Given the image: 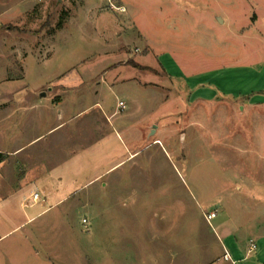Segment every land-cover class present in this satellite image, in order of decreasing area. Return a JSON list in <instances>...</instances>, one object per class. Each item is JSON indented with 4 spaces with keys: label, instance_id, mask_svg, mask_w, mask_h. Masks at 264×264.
<instances>
[{
    "label": "rangeland",
    "instance_id": "374dc122",
    "mask_svg": "<svg viewBox=\"0 0 264 264\" xmlns=\"http://www.w3.org/2000/svg\"><path fill=\"white\" fill-rule=\"evenodd\" d=\"M263 53L264 0H0V107L24 86L42 103L5 148L46 133L19 157L52 152L64 183L17 264L223 258L205 214L264 183V105L194 100L188 78Z\"/></svg>",
    "mask_w": 264,
    "mask_h": 264
},
{
    "label": "crops",
    "instance_id": "0c3cea01",
    "mask_svg": "<svg viewBox=\"0 0 264 264\" xmlns=\"http://www.w3.org/2000/svg\"><path fill=\"white\" fill-rule=\"evenodd\" d=\"M243 59L246 63L190 75L192 99L215 101L225 97L245 100L250 108L264 105V53L260 57L250 55ZM26 88L19 89L23 92L19 95L20 102L13 101L11 106L5 103L0 107V152L6 155L0 164V264H17L22 251L31 254L26 246L20 244V232L26 229L24 236L30 237L34 229L29 226L48 210H36L37 206H44L50 198L56 203L63 200L59 196L64 188L62 178L54 176V170L48 167L52 152L29 153L24 160L19 157L26 147L44 139L46 133L32 136L27 144L9 150L5 148V129L2 127L11 113L23 115L30 124L41 117L37 110L42 103L35 100L32 94L24 93ZM42 117L46 119V112L43 111ZM244 184V190L237 186L236 193L227 191L222 203L216 204L209 212L217 213L208 223L215 228L223 250V258H218L214 264H232L224 259L225 250L236 264H264V190H259L264 188V183ZM36 192L40 194L38 201L33 200ZM252 244L256 246L252 248Z\"/></svg>",
    "mask_w": 264,
    "mask_h": 264
},
{
    "label": "built area",
    "instance_id": "2783aa9c",
    "mask_svg": "<svg viewBox=\"0 0 264 264\" xmlns=\"http://www.w3.org/2000/svg\"><path fill=\"white\" fill-rule=\"evenodd\" d=\"M119 104H120L121 107H123V108L125 107L124 102L120 101ZM39 199H40V194H39V192L34 193V194H33V200H34V201H38ZM216 216H217V213H216V212H211V213H207V214H205V218H206V220H207L209 223H211V221H212ZM84 222H86V220H85ZM255 246H256L255 244H252V248H254ZM224 259L227 260V261H231L232 264H236V261L233 260L231 254H230L227 250H225Z\"/></svg>",
    "mask_w": 264,
    "mask_h": 264
},
{
    "label": "trees",
    "instance_id": "16d2710c",
    "mask_svg": "<svg viewBox=\"0 0 264 264\" xmlns=\"http://www.w3.org/2000/svg\"><path fill=\"white\" fill-rule=\"evenodd\" d=\"M136 66H139V65H136ZM5 158H6V155L0 152V164L5 160Z\"/></svg>",
    "mask_w": 264,
    "mask_h": 264
},
{
    "label": "water",
    "instance_id": "95a60500",
    "mask_svg": "<svg viewBox=\"0 0 264 264\" xmlns=\"http://www.w3.org/2000/svg\"><path fill=\"white\" fill-rule=\"evenodd\" d=\"M43 95H46V93H43ZM155 133V130H152L151 134H154Z\"/></svg>",
    "mask_w": 264,
    "mask_h": 264
}]
</instances>
